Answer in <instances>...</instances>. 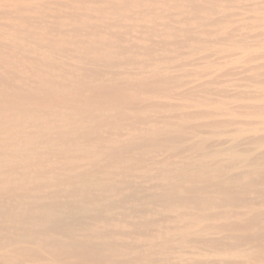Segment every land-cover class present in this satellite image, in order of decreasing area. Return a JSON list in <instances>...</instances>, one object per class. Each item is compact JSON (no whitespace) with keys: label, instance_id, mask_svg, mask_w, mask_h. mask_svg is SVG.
Masks as SVG:
<instances>
[{"label":"rangeland","instance_id":"rangeland-1","mask_svg":"<svg viewBox=\"0 0 264 264\" xmlns=\"http://www.w3.org/2000/svg\"><path fill=\"white\" fill-rule=\"evenodd\" d=\"M263 24L264 0H0V264L264 255Z\"/></svg>","mask_w":264,"mask_h":264},{"label":"bare ground","instance_id":"bare-ground-1","mask_svg":"<svg viewBox=\"0 0 264 264\" xmlns=\"http://www.w3.org/2000/svg\"><path fill=\"white\" fill-rule=\"evenodd\" d=\"M185 1V0H184ZM183 3V2H182ZM247 3V2H246ZM184 4V3H183ZM189 5V4H188ZM247 5V4H246ZM188 7V6H187ZM199 7V6H198ZM180 10V9H179ZM236 10V9H235ZM245 10V9H244ZM247 10V9H246ZM249 11V10H248ZM144 13V12H143ZM187 13V12H186ZM208 13V12H207ZM219 13V12H218ZM236 13V12H235ZM184 14V13H183ZM202 14H203V12H202ZM209 15V14H208ZM232 15V14H231ZM244 15V14H243ZM250 15V14H249ZM158 16V15H157ZM213 16H214V14H213ZM191 20V19H190ZM197 20V19H196ZM171 21V20H170ZM244 21V20H243ZM139 22V21H138ZM175 23V22H174ZM201 24H203V23H201ZM170 25V24H169ZM175 25V24H174ZM264 25V24H263ZM209 26V25H208ZM260 27V26H259ZM121 28V27H120ZM140 28V27H139ZM195 28V27H194ZM142 29V28H141ZM176 29V28H175ZM180 31V30H179ZM224 33V32H223ZM138 34V33H137ZM155 36V35H154ZM183 38V37H182ZM190 40V39H189ZM249 40V39H248ZM172 41V40H171ZM181 43H182V41H181ZM134 45V44H133ZM132 45V46H133ZM139 45V44H138ZM126 46H127V44H126ZM131 46V45H130ZM139 47V46H138ZM131 48V47H130ZM247 48H248V46H247ZM129 49V48H128ZM146 49V48H145ZM156 50H157V48H156ZM130 51V50H129ZM149 51V50H148ZM253 52V51H252ZM140 53V52H139ZM143 53V52H142ZM153 53V52H152ZM150 54V53H149ZM148 54V55H149ZM192 54V53H191ZM132 55V54H131ZM130 55V56H131ZM178 55V54H177ZM133 56V55H132ZM150 56V55H149ZM148 57V56H147ZM161 57H162V54H161ZM169 57V56H168ZM179 57V56H178ZM211 57V56H210ZM121 58V57H120ZM123 58V57H122ZM130 58V57H129ZM164 58V57H163ZM185 59V58H184ZM119 60V59H118ZM134 60V59H133ZM142 60V59H141ZM127 61H128V59H127ZM182 61V60H181ZM116 62V61H115ZM118 62V61H117ZM124 62V61H123ZM109 63V62H108ZM107 63V64H108ZM113 63V62H112ZM129 63V62H128ZM152 63V62H151ZM245 63V62H244ZM125 64V63H124ZM123 64V65H124ZM143 64V63H142ZM141 64V65H142ZM145 64V63H144ZM213 64V63H212ZM180 65V64H179ZM158 66V65H157ZM168 66V65H167ZM182 66V65H181ZM186 66V65H185ZM160 67V66H159ZM191 67V66H190ZM108 68V67H107ZM157 68V67H156ZM185 69V68H184ZM158 70V69H157ZM169 70H170V68H169ZM130 71V70H129ZM155 71V70H154ZM174 71V70H173ZM150 72V71H149ZM100 73V72H99ZM191 73V72H190ZM192 73H193V71H192ZM195 74V73H194ZM120 75V74H119ZM152 75V74H151ZM156 75V74H155ZM114 76V75H113ZM153 76V75H152ZM164 76V75H163ZM205 76V75H204ZM145 77V76H144ZM178 77L179 76H177V79H178ZM180 77H182V76H180ZM187 77V76H186ZM249 77V76H248ZM148 78V77H147ZM167 78V77H166ZM185 78V77H184ZM109 79H111V77H109ZM108 79V80H109ZM145 79V78H144ZM155 79V78H154ZM170 79V78H169ZM198 79V78H197ZM206 80V79H205ZM194 81V80H193ZM113 82H114V80H113ZM135 82V81H134ZM139 82V81H138ZM168 82H170V81H168ZM173 82H174V80H173ZM126 83V82H125ZM141 83H142V81H141ZM179 83V82H178ZM242 83V82H241ZM151 84V83H150ZM163 84H165V83H163ZM123 85V84H122ZM128 85V84H127ZM167 85V84H166ZM169 85V84H168ZM215 85V84H214ZM172 86V85H171ZM186 86V85H185ZM191 86V85H190ZM230 86V85H229ZM113 87V86H112ZM130 87V86H129ZM177 87H178V85H177ZM157 88V87H156ZM180 88H181V85H180ZM125 89V88H124ZM152 89V88H151ZM150 89V90H151ZM240 89H241V87H240ZM136 91V90H135ZM124 92V91H123ZM164 92H165V90H164ZM167 92V91H166ZM173 92V91H172ZM160 93H161V91H160ZM131 95V94H130ZM162 95V94H161ZM165 95V94H164ZM173 95V94H172ZM181 97V96H180ZM128 98V97H127ZM119 99V98H118ZM120 100V99H119ZM145 100H147V99H145ZM244 100V99H243ZM246 100V99H245ZM210 101V100H209ZM233 101H234V99H233ZM123 102V101H122ZM235 102V101H234ZM128 103V102H127ZM198 103V102H197ZM226 103V102H225ZM131 104V103H130ZM203 104V103H202ZM233 104V103H232ZM118 105V104H117ZM177 105V104H176ZM200 105V104H199ZM122 106V105H121ZM211 106V105H210ZM117 108V107H116ZM134 108V107H133ZM108 109V108H107ZM107 109H105V110H107ZM196 109V108H195ZM119 110V109H118ZM180 110V109H179ZM240 110H241V108H240ZM136 111V110H135ZM140 111V110H139ZM214 111V110H213ZM119 112V111H118ZM177 112H178V110H177ZM193 112V111H192ZM39 113V112H38ZM82 113V112H81ZM113 113V112H112ZM174 113V112H173ZM179 113V112H178ZM183 113V112H182ZM94 114V113H93ZM106 115V114H105ZM145 115H147V114H145ZM144 115V116H145ZM214 115V114H213ZM106 116H108V115H106ZM127 116V115H126ZM44 118V117H43ZM190 118V117H189ZM205 118H206V116H205ZM246 118V117H245ZM210 119V118H209ZM110 120H111V117H110ZM155 120V119H154ZM220 120V119H219ZM115 121V120H114ZM157 122V121H156ZM185 123V122H184ZM234 123V122H233ZM27 124H28V122H27ZM166 124V123H165ZM248 124V123H247ZM53 125V124H52ZM181 125H182V122H181ZM16 126V125H15ZM34 126V125H33ZM118 126V125H117ZM189 126V125H188ZM86 127V126H85ZM155 127V126H154ZM181 127V126H180ZM191 127V126H190ZM219 127V126H218ZM26 128V127H25ZM132 128V127H131ZM185 128V127H184ZM232 128V127H231ZM9 129V128H8ZM15 129V128H14ZM174 129V128H173ZM172 129V130H173ZM190 129V128H189ZM199 129H203V127L201 126V128H199ZM219 129V128H218ZM41 130V129H40ZM104 130V129H103ZM155 130V129H154ZM175 130H177V133H178V131H179V129H175ZM194 130H195V128H194ZM243 130V129H242ZM5 131V130H4ZM25 131V130H24ZM112 131V130H111ZM170 131V129H168V132ZM199 130L197 129V132H198ZM205 130H203V132H204ZM12 132V131H11ZM79 132V131H78ZM116 132V131H115ZM136 132V131H135ZM176 132V131H175ZM194 132V131H193ZM36 133V132H35ZM112 133V132H111ZM169 133H171V132H169ZM194 133H196V132H194ZM202 133V132H201ZM39 134V133H38ZM156 134L157 133H155L154 132V135L156 136ZM183 133L181 132L180 134H178V135H180V136H183V137H187L186 136V134H185V132H184V135H182ZM193 134V133H192ZM207 135H208V133H206ZM35 135V134H34ZM115 135V134H114ZM153 135V136H154ZM171 135H173L172 133L169 135V136H171ZM177 135V134H176ZM194 135V134H193ZM196 135V134H195ZM204 135V134H203ZM258 135H259V133H258ZM36 136V135H35ZM105 136V135H104ZM118 136V135H117ZM149 136V135H148ZM154 136V137H155ZM168 136V135H167ZM210 136V135H209ZM84 137V136H83ZM147 137V136H146ZM173 137V136H172ZM189 137V136H188ZM198 137V136H197ZM129 138V137H128ZM148 138V137H147ZM161 138V137H160ZM209 138V137H208ZM208 138L206 137V136H203V137H201V140L198 142L199 143V145H200V147H202V148H206V146H208L209 144V141H208ZM12 139V138H11ZM15 139H16V137H15ZM111 139H113V138H111ZM141 139V138H140ZM146 139V138H145ZM162 139V138H161ZM178 139V138H177ZM176 139V140H177ZM185 139V138H184ZM183 139V140H184ZM189 139H191V137H189ZM189 139H186V140H189ZM42 140V139H41ZM118 140V139H117ZM117 140H115V141H117ZM163 140V139H162ZM173 140V139H172ZM175 140V139H174ZM180 140H181V138H180ZM255 140V139H254ZM31 141V140H30ZM114 141V140H113ZM114 141V142H115ZM129 141H131V139H129ZM135 141V140H134ZM96 142H97V140H96ZM131 142H133V141H131ZM179 142V141H178ZM231 142V141H230ZM237 142V141H236ZM24 143H26V142H24ZM31 143L33 144V142L31 141ZM35 143V142H34ZM112 143V142H111ZM169 143V142H168ZM181 143H182V141H181ZM184 143V142H183ZM182 143V144H183ZM193 143H195V142H193ZM99 144H100V142H99ZM105 144V143H104ZM126 144V143H125ZM132 144V143H131ZM135 144V143H134ZM185 144V143H184ZM208 144V145H207ZM26 145V144H25ZM29 145V144H28ZM37 145V144H36ZM35 145V146H36ZM42 145H44V144H42ZM110 145H112V144H110ZM127 145V144H126ZM188 145V144H187ZM228 145H230V143L228 144ZM34 146V145H33ZM37 146H39V145H37ZM41 146V145H40ZM96 146H97V144H96ZM175 146V145H174ZM177 146V145H176ZM175 146V148L177 149L178 147H176ZM197 146V145H196ZM14 147V146H13ZM32 147V146H31ZM123 147V146H122ZM230 147H232V145L230 146ZM33 148H35V149H37L36 147H33ZM119 148V147H118ZM128 148V147H127ZM198 148V147H197ZM110 149V148H109ZM112 149V148H111ZM179 149V148H178ZM217 149V148H216ZM220 148H218V151H220L219 150ZM33 150V149H32ZM45 150V149H44ZM51 150V149H50ZM173 150V149H172ZM206 152H208L207 151V148L206 149H204ZM226 150V152H228L227 150H230L229 149V146H228V149H225ZM225 150H224V152H225ZM236 150H237V147H236ZM88 151V150H87ZM212 151V150H211ZM218 151H217V153H218ZM232 151V150H231ZM230 151V153H233V152H231ZM39 152V151H38ZM203 152V151H202ZM19 153V152H18ZM34 153V152H33ZM114 153V152H113ZM204 153V152H203ZM209 153H211V152H209ZM229 153V152H228ZM252 153V152H251ZM37 154V153H36ZM105 154H106V152H105ZM39 155V154H38ZM192 155V154H191ZM211 155H213V154H211ZM23 156V155H22ZM244 156V155H243ZM246 156V155H245ZM24 157V156H23ZM206 157V156H205ZM16 158V157H15ZM43 158V157H42ZM186 158V157H185ZM218 158V157H217ZM24 159V158H23ZM54 159V158H53ZM189 159V158H188ZM187 159V160H188ZM194 159V158H193ZM16 160V159H15ZM180 160V159H179ZM178 160V161H179ZM211 160H212V157H211ZM210 160V161H211ZM218 160H221V159H219L218 158ZM35 161V160H34ZM61 161V160H60ZM103 161V160H102ZM133 161V160H132ZM215 161V160H214ZM232 161H235V160H232ZM246 161V160H245ZM49 162V161H48ZM84 162V161H83ZM122 162V161H121ZM124 162V161H123ZM161 162V161H160ZM164 163L166 162V161H163ZM171 162V161H170ZM194 162V161H193ZM203 162V161H202ZM221 162H223V161H221ZM241 162V161H240ZM247 162V161H246ZM163 163V164H164ZM169 163V162H168ZM179 163V162H178ZM180 163H182V162H180ZM196 163V162H195ZM227 163V162H226ZM27 164V163H26ZM54 164V163H53ZM100 164H102V163H100ZM135 164H137V163H135ZM143 164V163H142ZM187 164V163H186ZM202 164H204V163H202ZM247 163H245V165H246ZM252 164V163H251ZM25 165V164H24ZM229 165V164H228ZM240 165V164H239ZM248 166H249V164H247ZM246 165V166H247ZM40 166V165H39ZM54 166H55V164H54ZM143 166V165H142ZM146 166H149V165H146L145 164V167ZM194 166V165H193ZM131 167H136V165H132ZM196 167H197V165H196ZM199 167V166H198ZM218 167H220V165L218 166ZM229 167V166H228ZM232 167V166H231ZM236 167V166H235ZM240 167H244V166H240ZM40 168V167H39ZM140 168V167H139ZM147 168V167H146ZM150 168V167H149ZM148 168V169H149ZM173 168V167H172ZM194 168V167H193ZM223 168V167H222ZM230 168V167H229ZM245 168V167H244ZM46 169V168H45ZM145 169V168H144ZM232 169V168H231ZM238 169V168H237ZM241 169V168H240ZM243 169V168H242ZM249 169V168H248ZM176 170V169H175ZM130 171V170H129ZM129 171L128 172H124V171H119L118 172V176L120 177V176H123V174H126V175H129V176H132V171H131V173H129ZM139 171H141V169L140 170H138V172ZM182 171V170H181ZM180 171V172H181ZM242 171V170H241ZM172 172H173V170H172ZM176 172V171H175ZM180 172H176L177 174L179 173L180 174ZM187 172V171H186ZM203 172V171H202ZM140 173V172H139ZM188 173V172H187ZM211 173V172H210ZM213 173V172H212ZM135 174H136V172H135ZM134 174V175H135ZM163 174V173H162ZM167 174V173H166ZM174 174V173H173ZM181 174H182V172H181ZM230 174V173H229ZM133 175V176H134ZM139 175V174H138ZM142 175V174H141ZM170 175H171V173H170ZM190 175V174H189ZM19 176V175H18ZM73 176V175H72ZM143 176V175H142ZM168 176V175H167ZM183 176V175H182ZM188 176V175H187ZM200 176V175H199ZM207 176V175H206ZM209 176V175H208ZM56 177V176H55ZM126 177V176H125ZM136 177H137V175H136ZM139 177V176H138ZM163 177H166L165 175L163 176ZM173 177H175V176H173ZM177 177V176H176ZM185 177V176H184ZM189 177V176H188ZM197 177V176H196ZM127 178L128 177H126V179H122L121 180V182L123 183V184H128L129 183V179L127 180ZM141 178V177H140ZM182 178V177H181ZM190 178V177H189ZM222 178H223V176H222ZM139 179V178H138ZM142 179V178H141ZM143 179H144V177H143ZM167 179V178H166ZM174 179V178H173ZM204 179V178H203ZM217 180V179H216ZM147 181V180H146ZM167 181V180H166ZM178 181V180H177ZM212 181V180H211ZM234 181V180H233ZM133 182H135V181H133ZM176 182V181H175ZM191 182V181H190ZM229 182V181H228ZM1 183V182H0ZM130 183H131V181H130ZM129 183V184H130ZM154 183V182H153ZM159 183V182H158ZM170 183H172V182H170ZM192 183V182H191ZM240 183V182H239ZM120 184V183H119ZM122 184V185H123ZM134 184V183H133ZM141 184V183H140ZM152 184V183H151ZM166 184V183H165ZM196 184V183H195ZM212 183L210 182V185H211ZM231 184H232V182H231ZM241 184V183H240ZM30 185H32L31 183H30ZM121 185V186H122ZM242 185V184H241ZM264 185V184H263ZM143 186V185H142ZM148 186V185H147ZM164 186V185H163ZM247 186V185H246ZM55 187V186H54ZM90 187V186H89ZM165 187V186H164ZM156 188V187H155ZM198 188V187H197ZM123 189H125V187H123ZM26 190H28V189H26ZM153 190H154V188H153ZM152 190V191H153ZM210 190V189H209ZM242 190H244V189H242ZM111 191V190H110ZM119 192V191H118ZM127 192V191H126ZM158 192H159V190H158ZM160 192H161V190H160ZM259 192H260V190H259ZM156 193V192H155ZM249 193V192H248ZM172 194V193H171ZM119 195V194H118ZM117 195V196H118ZM132 195V194H131ZM175 195V194H174ZM245 195H247V194H245ZM81 196V195H80ZM120 196V195H119ZM130 197V196H129ZM133 197V196H132ZM211 197V196H210ZM217 197V196H216ZM119 198V197H118ZM44 199V198H43ZM133 199V198H132ZM140 199V198H139ZM238 199V198H237ZM15 200H17V199H15ZM130 200V199H129ZM113 201V200H112ZM132 201V200H131ZM145 201V200H144ZM178 201V200H177ZM244 201V200H243ZM28 202V201H27ZM238 202V201H237ZM39 203V202H38ZM227 203V202H226ZM197 204V203H196ZM231 203L229 202V205H230ZM236 204V203H235ZM238 204H239V202H238ZM245 204V203H244ZM85 205V204H84ZM152 205V204H151ZM190 205V204H189ZM220 205V204H219ZM250 205V204H249ZM120 206V205H119ZM187 206V205H186ZM230 206H232V205H230ZM129 207V206H128ZM209 207V206H208ZM229 207V206H228ZM247 207V206H246ZM113 208V207H112ZM187 208V207H186ZM248 208V207H247ZM95 209V208H94ZM172 208H170V210H171ZM193 209V208H192ZM221 211V210H220ZM132 212V211H131ZM188 213V212H187ZM208 213V212H207ZM16 214V213H15ZM41 214V213H40ZM134 214H135V212H134ZM180 214V213H179ZM182 214V213H181ZM199 214H200V212H199ZM245 214H246V212H245ZM185 215V214H184ZM194 215V214H193ZM196 215V214H195ZM220 215H222V214H220ZM225 215V214H224ZM223 215V216H224ZM233 215H234V213H233ZM76 216V215H75ZM90 216V215H89ZM109 216V215H108ZM211 216V215H210ZM132 217V216H131ZM180 217V216H179ZM183 217V216H182ZM195 217V216H194ZM201 217L203 218V216L201 215ZM214 217H215V215H214ZM3 218V217H2ZM22 218V217H21ZM70 218V217H69ZM243 218V217H242ZM152 219V218H151ZM177 219V218H176ZM209 219V218H208ZM120 220V219H119ZM153 220V219H152ZM144 221V220H143ZM133 222V221H132ZM162 222V221H161ZM188 223V222H187ZM190 224V223H189ZM42 225V224H41ZM153 225V224H152ZM162 225V224H161ZM191 225V224H190ZM254 226V225H253ZM54 227V226H53ZM149 227V226H148ZM121 228V227H120ZM161 228V227H160ZM159 228V229H160ZM185 228V227H184ZM80 229V228H79ZM103 229H105V228H103ZM185 229H187V228H185ZM190 229V228H189ZM248 229H250V228H248ZM89 230V229H88ZM100 230V229H99ZM107 230V229H106ZM105 230V231H106ZM130 230V229H129ZM199 230V229H198ZM121 231V230H120ZM123 232V231H122ZM193 232V231H192ZM191 232V233H192ZM196 232V231H195ZM204 232H206V231H204ZM249 232V231H248ZM20 233H21V231H20ZM93 234V233H92ZM36 235H37V233H36ZM188 235V234H187ZM196 235V234H195ZM218 235V234H217ZM246 235V234H245ZM39 236V235H38ZM133 236V235H132ZM181 236V235H180ZM237 236V235H236ZM161 237V236H160ZM13 238V237H12ZM57 238V237H56ZM155 238V237H154ZM206 238V237H205ZM23 239V238H22ZM62 239V238H61ZM187 239H189V238H186L185 237V239L184 240H187ZM207 239V238H206ZM94 240V239H93ZM162 240V239H161ZM163 240H164V238H163ZM182 240V239H181ZM183 240V241H184ZM200 240H202V238H200ZM4 241V240H3ZM169 241V240H168ZM176 241V240H175ZM178 241V240H177ZM203 241H204V239H203ZM239 241V240H238ZM109 242V241H108ZM157 242V241H156ZM250 244H251V242H252V239H250ZM163 243V242H162ZM168 243V242H167ZM234 243V242H233ZM236 243H238V242H236ZM100 244V243H99ZM249 244V246H248V248L247 247H242V245H244V244H242L241 246H240V244H234L235 245V247H228V248H223V247H221L220 248V250L221 249H224V252H230V250L231 249H239V251H240V253H245L244 255H250V261L248 262V263H246V264H264V257H259V256H264L263 255V252H260V249H258V250H256V249H252V245H250ZM163 245V244H162ZM195 245V244H194ZM53 246V245H52ZM239 246V247H238ZM259 246V245H258ZM205 247H207V246H205ZM6 248V247H5ZM200 248V247H199ZM247 248V250L245 251V249ZM255 248V247H254ZM257 248V247H256ZM145 249V248H144ZM227 251H226V250ZM1 250V249H0ZM181 250V249H180ZM194 250V249H193ZM196 250H198V249H196ZM208 250V249H207ZM229 250V251H228ZM179 251V250H178ZM210 251V250H209ZM223 250H221V252H222ZM124 252H125V250H124ZM201 252H203V251H201ZM223 252V253H224ZM7 253V252H6ZM162 253V252H161ZM220 253V252H219ZM234 253H235V251H234ZM252 253H253V256H255V258H258L260 261H255V262H253L252 263ZM260 253H262V254H260ZM48 254V253H47ZM52 254V253H51ZM111 254V253H110ZM124 254V253H123ZM139 254V253H138ZM180 255V254H179ZM157 257H159V256H157ZM4 258V257H3ZM49 258V257H48ZM249 258V257H248ZM254 258V257H253ZM5 259V258H4ZM148 259V258H147ZM226 259V258H225ZM12 260V259H11ZM223 260V259H222ZM222 260H221V262H222ZM239 260H241V259H239ZM238 260V261H239ZM227 261H229V259H227ZM242 261H244V259L242 260ZM199 262V261H198ZM231 262H232V260H231ZM29 263V262H28ZM215 263V262H214ZM223 263H224V261H223ZM230 263V261L228 262V264ZM237 263V262H236ZM235 263V264H236ZM243 263V262H242ZM186 264V263H185ZM226 264H227V262H226ZM231 264H233V263H231Z\"/></svg>","mask_w":264,"mask_h":264}]
</instances>
